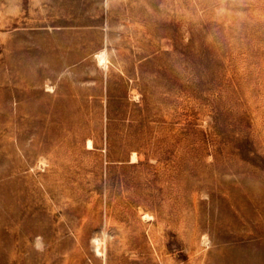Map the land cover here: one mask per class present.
<instances>
[{
  "label": "rangeland",
  "instance_id": "1",
  "mask_svg": "<svg viewBox=\"0 0 264 264\" xmlns=\"http://www.w3.org/2000/svg\"><path fill=\"white\" fill-rule=\"evenodd\" d=\"M0 264H264V0H0Z\"/></svg>",
  "mask_w": 264,
  "mask_h": 264
},
{
  "label": "bare ground",
  "instance_id": "2",
  "mask_svg": "<svg viewBox=\"0 0 264 264\" xmlns=\"http://www.w3.org/2000/svg\"><path fill=\"white\" fill-rule=\"evenodd\" d=\"M97 58H98V61H99L100 63H104V64H105V50L99 52V53L97 54ZM104 64H103V65H104ZM87 146H88V147H91V146H92L91 140H88V142H87ZM132 158L135 159V153H133ZM97 251L100 252V249H97ZM97 251H96V252H97Z\"/></svg>",
  "mask_w": 264,
  "mask_h": 264
},
{
  "label": "crops",
  "instance_id": "3",
  "mask_svg": "<svg viewBox=\"0 0 264 264\" xmlns=\"http://www.w3.org/2000/svg\"><path fill=\"white\" fill-rule=\"evenodd\" d=\"M103 50H105V48L100 49V50L97 52V54H98L99 52L103 51ZM97 54H96V56H97ZM105 58H106V51H105ZM97 59H98V58H97Z\"/></svg>",
  "mask_w": 264,
  "mask_h": 264
}]
</instances>
